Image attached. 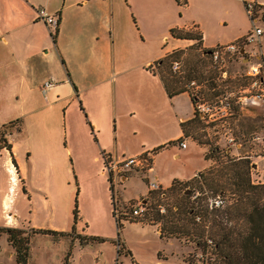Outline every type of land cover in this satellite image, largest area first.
Returning a JSON list of instances; mask_svg holds the SVG:
<instances>
[{"label":"crops","instance_id":"crops-1","mask_svg":"<svg viewBox=\"0 0 264 264\" xmlns=\"http://www.w3.org/2000/svg\"><path fill=\"white\" fill-rule=\"evenodd\" d=\"M243 1L246 0H229L240 11ZM253 1L264 7V0ZM174 4L184 5L185 1L0 0V103L8 107L17 102L22 111L21 127L4 129L0 134V146L14 154L15 145L9 141L16 135L20 137V150L25 161L31 165L40 164L43 180L50 184L59 181L56 166L61 156L72 161L102 162L103 154L130 155L148 149L152 151L154 161L156 154L168 146L186 149V142L184 147H179L177 142L178 138L187 139L180 122L193 115L191 98L185 90L168 96L158 75L150 70L155 69L154 61L177 46L183 48L185 45L180 43L185 38L169 33L170 28L189 27L174 19ZM38 7L55 13L54 27L37 18ZM192 25L198 28L202 46L229 41L247 31V28L238 29L226 40L207 42L197 24ZM168 37L173 42L166 45ZM185 96L190 102L189 113L182 103ZM141 131L169 134L149 142L146 136L139 135ZM159 144L163 146L153 151ZM172 155L177 156L178 151ZM202 160L204 162L186 176L172 178L189 179L207 165L208 159L203 153ZM15 161L20 165L18 159ZM133 173L138 174L135 171L125 173L121 177L122 183ZM151 176L161 187L168 186L172 180L162 184L156 173L151 171ZM10 187L1 189L0 186V195H9ZM146 191L147 188L136 198ZM117 199L122 201L120 196ZM109 200L112 206L111 191ZM8 225L25 231L31 228ZM153 226L158 233L157 227ZM49 229L69 230L57 225ZM38 234L50 236V244L68 238L59 264H77L78 258L74 261L67 256L64 260L66 252L70 255L77 237L53 238L39 232L29 237L25 264L34 258L29 244ZM1 235L5 238L4 233ZM107 238L110 239L107 241L109 248L114 249L116 255H128L130 261L138 264L120 237L123 251L114 247L113 237ZM46 254L45 247L38 250L36 263L44 264ZM8 255L13 256L11 248ZM112 260V264H117L111 251L109 261ZM158 262L160 260L156 259L153 264Z\"/></svg>","mask_w":264,"mask_h":264},{"label":"rangeland","instance_id":"rangeland-1","mask_svg":"<svg viewBox=\"0 0 264 264\" xmlns=\"http://www.w3.org/2000/svg\"><path fill=\"white\" fill-rule=\"evenodd\" d=\"M174 5V19L181 24L189 25L188 29L193 33H198V28L192 23L197 24L203 31L207 42L226 40L238 29L247 28L248 30L250 28V22L244 9L240 11L238 7L230 4L229 0H185L184 5ZM182 41L180 43H184V47L177 46L175 48L182 49V51L170 54L171 60L179 61V70L174 71L172 69L171 60L169 67L171 73L181 75L180 84L183 87H186L189 79H194L197 95L209 99L224 87L233 89L242 82L241 78L229 77L227 81L216 79V73L210 68L207 56L198 49L201 48V41L197 39ZM172 42L171 37H168L166 45ZM261 49L264 55V40L261 42ZM170 52L172 50L166 54ZM167 63V60L161 65L155 63V70L168 75ZM244 63V59L240 60L237 57L228 64L227 74L231 75L234 71L244 67ZM182 103L184 109L186 108L189 113L191 107L186 96L182 98ZM19 106L17 102L8 104V107L7 104L3 107L0 103V125L3 124L7 126L6 129L10 128V130H13V126L20 128L22 111ZM192 116L194 119L185 125L187 148L178 150L175 145L171 148L168 146L166 149L160 150L156 154L155 160L152 161V173H156L162 184L172 177L186 176L195 166L203 163L202 153H208L209 147L217 146L220 149L218 153L220 155L223 150L228 149V156L254 153L257 150L258 143L251 144L249 138L251 134L260 132L264 125V113L260 106H255L250 114L242 112L237 114L231 121L230 125L236 141L240 142L238 145H231L228 148L222 140H209L205 130L200 129L202 128V121L199 119L198 113L193 111ZM167 134L141 131L139 135L146 136L147 140L152 142ZM9 142L15 145L14 154L5 146H0L1 189L10 187L12 183L9 195H0V227H11L8 224H15L26 225L31 228H51L57 225L70 229L73 225L74 232L80 236L101 237L103 239H87L82 243L74 239L75 246L71 248L68 259L72 258L76 261L78 258L77 264H112L113 260L112 262L109 261L112 251L113 258L117 259V264H133L128 255H116L115 250H111L107 244V241H110L107 237H113L115 242L117 230L111 215L112 206L109 200L108 177L107 173L103 171L102 162L72 161L69 157L61 156L56 166L59 181L50 184L44 182L40 164L35 162L31 165L25 161L22 150H20V137L16 135ZM174 151H178L177 156L172 155ZM222 157L224 158V156ZM15 159H18L20 165ZM251 160L257 161V164L254 169H249L250 180L262 181L264 179V160H257L253 157ZM217 165L214 156L210 154L205 167H216ZM138 174L133 173L124 183H122V179L118 181V194L116 193V195L117 198L120 196L122 199L118 205L124 210H128L138 199L150 197L146 191L143 196L136 198L146 188L145 178ZM191 186L193 184H188L183 191L189 192ZM193 190L195 195L197 191L195 188ZM208 196L210 200L216 198L210 194ZM151 199L149 198L148 201ZM154 200L153 198L152 201ZM171 200L169 197L167 203H170ZM74 205L77 210L75 222L72 217ZM134 218L138 217L122 221L118 237L130 249L136 263L153 264L156 259H159L158 264H187L183 260L184 257L196 258L200 254L199 249L193 243L182 238H161L153 226L157 227L156 224H147V219H143V222L129 221ZM2 233L0 231V234ZM50 239V236L40 234L31 239L29 245L34 258L29 259V264H37L35 255L38 250L44 247L47 251L44 264H59L62 261L61 257H63L68 246L69 239L63 238L56 244H50ZM123 245L120 242L119 251L125 250ZM157 250L160 251L157 253ZM9 251L10 248L4 236L1 235L0 258L2 264H15L13 256L8 255Z\"/></svg>","mask_w":264,"mask_h":264},{"label":"trees","instance_id":"trees-1","mask_svg":"<svg viewBox=\"0 0 264 264\" xmlns=\"http://www.w3.org/2000/svg\"><path fill=\"white\" fill-rule=\"evenodd\" d=\"M175 1L184 3L185 0ZM261 13L264 15L263 6ZM169 33L174 37L200 41V33H193L190 29L170 28ZM180 51L182 49L174 48L172 52L154 61V65L155 63L161 65L167 60L168 75L150 69L158 75L168 96L184 90L180 84L181 75L171 73L169 67L170 54ZM193 119L192 116L180 122L184 135H186L185 125ZM6 128L7 126L2 124L0 134ZM169 143L170 141L167 142ZM161 146L163 144L157 145L152 150L155 151ZM219 150L217 146H212L209 147L208 153L203 154L205 159H208L210 154L213 155L218 164L216 167H205L206 169L198 170L186 180L172 178L168 186L148 191L149 198L155 200L148 201L149 198L144 197V210L141 218L129 221L147 219L148 224L157 225L159 237L182 238L193 243L199 249L200 254L196 258L184 257L183 260L187 264H264V179L251 182L249 159L228 156V151L225 150L220 155ZM188 184H193V186L189 187L190 191L185 193L183 190ZM193 187L197 191L195 195ZM208 194L218 197L220 202L214 204ZM169 197L172 200L167 203ZM76 211L74 205L72 208L74 222ZM121 225L122 223H115L116 228L118 227L116 234ZM0 231L5 234L17 264H25L29 237L35 232L47 233L53 238L77 237L80 243L87 239H103L73 234V225L68 231L49 228H30L25 231L16 227H0ZM67 256L68 252L65 253L64 260ZM131 262H133L132 259Z\"/></svg>","mask_w":264,"mask_h":264},{"label":"built area","instance_id":"built-area-1","mask_svg":"<svg viewBox=\"0 0 264 264\" xmlns=\"http://www.w3.org/2000/svg\"><path fill=\"white\" fill-rule=\"evenodd\" d=\"M243 9L250 22V28L246 32L229 41L216 42L209 46L201 45V48H198L203 55L207 56L210 68L216 73V79L227 81L229 77L241 78L242 82L233 89L224 87L209 99L197 95L194 79H189L184 87L191 98L193 111L198 113L199 119L202 121L200 129L205 130L209 140H222L226 148L238 145L240 142L236 141L230 125L237 114L241 112L250 114L255 106H260L264 113V55L261 49V41L264 39V15L261 13V6L253 0L243 1ZM36 12L37 18L47 26L54 27L56 25L57 16L55 13L48 12L44 7H38ZM237 57L240 60H245L244 67L234 71L231 75L227 74L228 64ZM179 66L178 60H171V67L174 71H178ZM45 84L47 83L45 82ZM249 140L251 144L258 143L257 150L254 153L235 154L233 157L249 159L252 170L257 164V161L251 160L252 157L264 160V125L260 132L251 134ZM177 143L179 147L185 146L184 139H179ZM102 164L103 171L107 173V181L111 190V213L114 222L122 223V221L133 217L141 218L144 200L138 199L128 210H124L118 205L116 187L125 173L135 171L145 178L147 191L161 189L162 187L155 177L149 175L152 171V151L144 149L135 154L120 156L103 154ZM251 182L257 181L251 180ZM212 201L214 204H218L220 199L216 197ZM118 238L117 236L115 239L116 249L120 247Z\"/></svg>","mask_w":264,"mask_h":264},{"label":"water","instance_id":"water-1","mask_svg":"<svg viewBox=\"0 0 264 264\" xmlns=\"http://www.w3.org/2000/svg\"><path fill=\"white\" fill-rule=\"evenodd\" d=\"M143 200H144V199H143ZM143 200H142V201H143Z\"/></svg>","mask_w":264,"mask_h":264}]
</instances>
